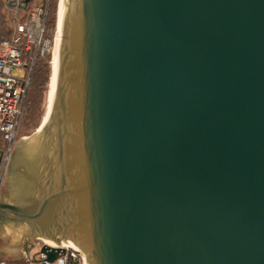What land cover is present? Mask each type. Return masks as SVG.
<instances>
[{
    "label": "water",
    "instance_id": "95a60500",
    "mask_svg": "<svg viewBox=\"0 0 264 264\" xmlns=\"http://www.w3.org/2000/svg\"><path fill=\"white\" fill-rule=\"evenodd\" d=\"M58 3L0 251L26 259L27 235L83 264H264V0Z\"/></svg>",
    "mask_w": 264,
    "mask_h": 264
},
{
    "label": "built area",
    "instance_id": "2783aa9c",
    "mask_svg": "<svg viewBox=\"0 0 264 264\" xmlns=\"http://www.w3.org/2000/svg\"><path fill=\"white\" fill-rule=\"evenodd\" d=\"M23 6L14 0L13 5ZM48 0L43 5H32L21 15L14 11L12 16L13 35L0 39V142L3 144L0 161V182L9 151L17 134L18 121L22 104L30 83V76L35 61L39 57L50 55L55 38V27L47 32ZM1 185V184H0ZM26 259L20 262H7L0 259V264H83L77 249L65 244L45 243L38 238L24 241ZM46 246L58 248L55 256L49 257L41 251ZM32 253H29V250Z\"/></svg>",
    "mask_w": 264,
    "mask_h": 264
},
{
    "label": "rangeland",
    "instance_id": "374dc122",
    "mask_svg": "<svg viewBox=\"0 0 264 264\" xmlns=\"http://www.w3.org/2000/svg\"><path fill=\"white\" fill-rule=\"evenodd\" d=\"M5 1L7 0H0V27L3 26L2 31L6 30L8 22L12 21L11 18L13 16V10H14L13 7L11 8V6L6 4ZM16 1L22 2L20 0H16ZM56 6L58 12V6H59L58 0ZM57 12H56V17H57ZM50 58H52V56ZM35 74L32 76V81L30 82L29 89L27 92L28 94H26L27 96H25V99L22 104V108H21L22 112L18 121L19 125L17 128L15 141L18 140V138L22 135H26L27 137L31 136L32 132L36 131V129L40 125V121L44 111V104L47 96L46 93L50 82L49 77L51 75V68L50 66L48 67V65H45V67L40 68L39 72ZM0 146L1 148H3V144L1 142H0ZM13 229H14L13 225L7 222L0 221V247H6V245H11L10 241H11ZM30 238L33 237L25 235L22 239V242L24 243L26 239H30ZM29 253H32L31 249L29 250ZM0 257L15 262H20L23 259V258L20 259V258L7 256L1 251H0Z\"/></svg>",
    "mask_w": 264,
    "mask_h": 264
},
{
    "label": "trees",
    "instance_id": "16d2710c",
    "mask_svg": "<svg viewBox=\"0 0 264 264\" xmlns=\"http://www.w3.org/2000/svg\"><path fill=\"white\" fill-rule=\"evenodd\" d=\"M20 1L23 2L24 0H20ZM5 2H6V4L10 5L11 8L13 7V9H14L13 13L15 11L16 13L23 15L26 12V10L29 8V6L43 5L44 0H25L24 6H19L16 4L13 5L14 0H7ZM56 5H57V0H48V12H47V18L48 19H47L46 26H47V32H49V33L52 32L53 28L56 26V21H57L56 20V12H57V6ZM2 27L3 26L0 27V39L1 38H10L13 35L12 34L13 33V22L12 21L8 22L6 30H4V31H2ZM49 58H50L49 54H45V56L37 58V60L35 61L33 71H32L31 76H30V78H31L30 82L32 81V76L35 73L39 72L40 68L45 67V65H48V67L50 66L49 61L51 60V58L50 59ZM47 77H48V75H47ZM29 85H30V83H29ZM29 85L27 88V92L29 89ZM27 92H26V94H28ZM0 259L5 260V261L10 262V263L15 262V261H11V260L4 259L1 257H0Z\"/></svg>",
    "mask_w": 264,
    "mask_h": 264
},
{
    "label": "bare ground",
    "instance_id": "6f19581e",
    "mask_svg": "<svg viewBox=\"0 0 264 264\" xmlns=\"http://www.w3.org/2000/svg\"><path fill=\"white\" fill-rule=\"evenodd\" d=\"M58 2H59V0H58ZM58 5H59V3H58ZM56 31H57V24H56V26H55V33H56ZM56 37H57V33L55 34V38H54V41H56ZM53 46H51L50 48H51V51H50V55L52 56V58H51V61H50V63H49V65H50V68H51V74H52V72H53V70H54V51H55V48H54V46H55V42H53V44H52ZM50 56V57H51ZM51 76V75H50ZM51 78L49 77V80H50ZM49 86V85H48ZM46 95H47V93H46ZM41 124V123H40ZM35 132V131H34ZM33 132V133H34ZM26 136V135H25ZM27 137V136H26ZM45 242V241H44ZM45 243H48V242H45Z\"/></svg>",
    "mask_w": 264,
    "mask_h": 264
},
{
    "label": "crops",
    "instance_id": "0c3cea01",
    "mask_svg": "<svg viewBox=\"0 0 264 264\" xmlns=\"http://www.w3.org/2000/svg\"><path fill=\"white\" fill-rule=\"evenodd\" d=\"M22 251H23L24 256H26L25 247H24V249H23ZM23 259H24V258H23Z\"/></svg>",
    "mask_w": 264,
    "mask_h": 264
},
{
    "label": "flooded vegetation",
    "instance_id": "af4514ba",
    "mask_svg": "<svg viewBox=\"0 0 264 264\" xmlns=\"http://www.w3.org/2000/svg\"><path fill=\"white\" fill-rule=\"evenodd\" d=\"M0 152H2V148H1V146H0Z\"/></svg>",
    "mask_w": 264,
    "mask_h": 264
}]
</instances>
